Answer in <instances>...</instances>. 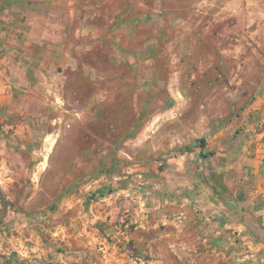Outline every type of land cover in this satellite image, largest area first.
Segmentation results:
<instances>
[{
  "label": "rangeland",
  "instance_id": "rangeland-1",
  "mask_svg": "<svg viewBox=\"0 0 264 264\" xmlns=\"http://www.w3.org/2000/svg\"><path fill=\"white\" fill-rule=\"evenodd\" d=\"M165 7L0 0V264H264V0Z\"/></svg>",
  "mask_w": 264,
  "mask_h": 264
},
{
  "label": "crops",
  "instance_id": "crops-1",
  "mask_svg": "<svg viewBox=\"0 0 264 264\" xmlns=\"http://www.w3.org/2000/svg\"><path fill=\"white\" fill-rule=\"evenodd\" d=\"M57 1V0H54ZM63 1V0H62ZM66 1V0H65ZM175 2L178 5V10H173L171 8L165 7L164 11L167 12V14H171L174 18H177L179 21L180 20H185L186 15H185V8H190L189 10L195 9L197 6H200L203 2V0H197L196 4L191 5L190 0H159V2ZM193 6V7H192ZM193 8V9H191Z\"/></svg>",
  "mask_w": 264,
  "mask_h": 264
},
{
  "label": "trees",
  "instance_id": "trees-1",
  "mask_svg": "<svg viewBox=\"0 0 264 264\" xmlns=\"http://www.w3.org/2000/svg\"><path fill=\"white\" fill-rule=\"evenodd\" d=\"M199 143L201 144V147L204 149L205 147H206V139H201V140H199ZM212 153H209V154H207V153H204V152H202L201 153V155L203 156V157H209V155H211Z\"/></svg>",
  "mask_w": 264,
  "mask_h": 264
}]
</instances>
